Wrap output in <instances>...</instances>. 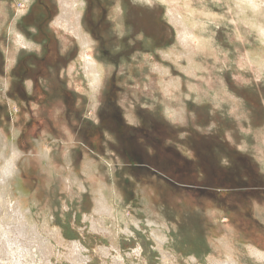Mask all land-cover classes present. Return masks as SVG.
Here are the masks:
<instances>
[{
	"label": "rangeland",
	"instance_id": "1",
	"mask_svg": "<svg viewBox=\"0 0 264 264\" xmlns=\"http://www.w3.org/2000/svg\"><path fill=\"white\" fill-rule=\"evenodd\" d=\"M83 1L0 0V264H264V0Z\"/></svg>",
	"mask_w": 264,
	"mask_h": 264
},
{
	"label": "bare ground",
	"instance_id": "2",
	"mask_svg": "<svg viewBox=\"0 0 264 264\" xmlns=\"http://www.w3.org/2000/svg\"><path fill=\"white\" fill-rule=\"evenodd\" d=\"M83 5H84L83 0H60L61 12H60V15L57 17V19L55 20V23L61 29H64L66 31H69L75 34L78 37V39L81 41L82 47L83 45L85 47V46H88L89 43H91V41L87 37L88 35L84 34L85 30H84V26L81 21V16L83 15V11L81 8L83 7ZM177 10L174 11L173 9L172 20H174L175 23L179 24L181 28L180 36H181V39L183 40V44L185 43L188 45L190 39H192L195 36V33L193 31V28L191 27V24L186 22L183 16L180 15L179 12H176ZM14 40L18 44H21V45H26V46L30 45L27 42L24 34L19 33V32H17V35L15 34ZM83 69H84V73L87 79L91 82L90 84L91 88L94 89L93 93L97 92V89L104 82V64L99 62L98 60H95L94 58L91 60L87 59L83 65ZM102 203L104 205L105 201L104 200L100 201V204Z\"/></svg>",
	"mask_w": 264,
	"mask_h": 264
}]
</instances>
